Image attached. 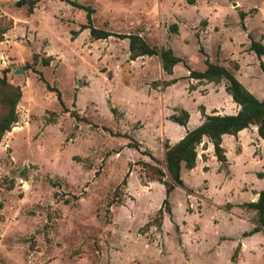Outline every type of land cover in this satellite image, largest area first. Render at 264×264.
Returning a JSON list of instances; mask_svg holds the SVG:
<instances>
[{
	"label": "rangeland",
	"instance_id": "374dc122",
	"mask_svg": "<svg viewBox=\"0 0 264 264\" xmlns=\"http://www.w3.org/2000/svg\"><path fill=\"white\" fill-rule=\"evenodd\" d=\"M73 1L93 9V26L137 33L183 61L168 76L158 55L132 60L127 38L74 35L86 10L65 0H38L31 11L0 0V24L13 21L0 42V75L22 90L17 122L0 142V264H264V231L243 235L255 212L240 204L264 188V159L252 157L244 135L240 160L226 141L231 179L213 153L207 173L183 168L184 186L168 196L164 184L138 177L139 160L154 163L144 152L163 161L164 142L201 123L199 104L234 114L225 91L191 92L204 82L188 76L205 69L200 45L264 97V71L249 48L250 38L264 44V0ZM171 77L178 81L164 86ZM179 107L190 114L185 126L169 119ZM165 198L170 213L158 219Z\"/></svg>",
	"mask_w": 264,
	"mask_h": 264
},
{
	"label": "trees",
	"instance_id": "16d2710c",
	"mask_svg": "<svg viewBox=\"0 0 264 264\" xmlns=\"http://www.w3.org/2000/svg\"><path fill=\"white\" fill-rule=\"evenodd\" d=\"M22 1L28 4V8L31 11L38 0ZM65 1L86 10V23L82 24L78 30L73 31L74 35H77L83 29H89V34L94 40L107 39L112 35H117L120 38H127L129 55L132 60L141 56L158 55L161 67L167 74H172L174 65L183 61L181 57L174 53L171 47L150 45L137 33L114 34L109 30L93 26L90 15L93 11L92 8L79 4L73 0ZM245 15L246 12H239L240 26L244 30L246 29L244 24ZM12 26L13 21L11 19L7 20L5 24H0V42L4 39L3 34ZM171 28L176 31L177 25L173 24ZM196 37L199 38L198 35H196ZM250 39L249 48L255 52L260 60V67L264 71V63L261 59V56L264 54V44L261 40ZM198 51L205 56V69L202 71L189 70V77L200 81H212L215 83L224 81L226 92L231 95L233 101L236 102L240 108L236 114H206L204 107L199 106L203 118L202 122L195 128L187 130L184 136L176 143L170 144L169 141H165L163 144V161L156 159L150 152H144L154 160V163L145 160L138 161L140 165L138 172L140 183L145 185L147 182L158 181L164 184L167 196L175 186H184L183 179L181 178V168L183 166L186 169H192L196 165L197 146L202 142L204 136L212 142L214 155L220 163V168L225 172H228V169L225 149L221 145L223 134L237 135L240 130L255 125L257 127L258 136L264 139V97L260 100L257 99L228 68L219 63L210 61L202 45L199 46ZM52 59L51 55L42 57L41 63L43 65H48ZM33 62H37V54H34ZM234 67L238 69V64L234 63ZM175 81V79L165 81L164 86H168ZM46 87L55 91L57 98L61 100V93L57 88L50 86L47 82ZM21 97V87L11 83L5 72H3L0 75V142L3 135L10 131L12 126L17 122L18 113L16 107ZM169 119L185 126L189 119V113L184 108H180L178 113L171 114ZM130 146L138 149L137 142L130 143ZM202 157L206 159L205 155H202ZM165 176H168L170 180L166 181ZM259 176L264 177V174L260 173ZM126 177L127 175L122 179L121 185L126 184ZM240 206L246 210L255 211L254 222L256 224L250 230L243 232V235L251 236L254 233L264 231V188L258 192L256 200L243 202ZM165 212L170 213L167 198L164 199L163 206L157 210L156 218L162 219ZM237 251L238 248L236 247L232 258L236 256Z\"/></svg>",
	"mask_w": 264,
	"mask_h": 264
},
{
	"label": "crops",
	"instance_id": "0c3cea01",
	"mask_svg": "<svg viewBox=\"0 0 264 264\" xmlns=\"http://www.w3.org/2000/svg\"><path fill=\"white\" fill-rule=\"evenodd\" d=\"M262 56H261V59H262ZM174 68H175V65L173 67L172 74H167L164 70L163 71L168 76H173V74H174ZM238 70H239V68L236 69L235 71H238ZM188 76H189V69H188ZM171 79H177V77H171ZM192 79H194V78H192ZM196 80H198V79H196ZM177 81L178 80H176L174 83H171L172 84V85L170 84L171 86H169V85L168 86L169 87H172ZM198 81H200V80H198ZM220 83H221V85H218ZM196 91L200 94V96H202V95L207 96L210 93L218 94L219 92H223V91L226 92V90H225V82L224 81H221L219 83H215V82H212V81L211 82L204 81V82H201L200 84L196 85L191 90V92H196ZM225 97L228 100L229 106H232V112L234 114H236L238 112L240 106L236 102L233 101L231 95L228 94L227 92H226ZM199 106H203L204 107V111H205L206 114H212V113L222 114V113H220V110H221L220 108L219 109L217 107L212 108V107H208V106H206L204 104H199L198 105V108H199ZM180 108H183V107H179V109ZM200 113H201V111H200ZM201 119H203L202 118V114H201ZM188 120H190V114H189V119ZM189 130H191V129H189ZM186 131L187 130H185V132L180 135V139L184 136V134L186 133ZM243 135L245 137L244 138L245 143L248 146H253L252 147V157L253 156H257L260 160H263L264 159V151H263V148H262L263 147L262 143H264V139H262V138H260L258 136L257 127L255 125H251L248 128H244V129L240 130L237 133V135L223 134L222 135V143H221V145L225 149V155H226V158H227V169H228V172H225L223 169L220 168V163H219V166L217 168V171H222L224 173V179H231L233 177V172L230 169V162H229L230 160L228 158V156H229V149H228V146L226 145V141L227 140H229V141L232 140L234 142L235 157H236L237 160H240L241 155L243 153V149H244L243 148V144H242V140H241V137ZM256 150H258V153L257 154L255 153ZM212 153L214 154L213 144H212V142L209 141V139L206 136H204L202 138V142L197 146L196 165L192 169H188V170H193V169H195L196 167L199 166L202 169V172H206L207 173L210 170V166L208 165V162L212 158ZM202 155H205L206 156V159H204L202 157ZM215 158H216V156H215ZM183 168L184 167L182 166L181 171H182ZM261 169H262V172L264 174V170H263L264 169V164L261 166ZM258 177L259 178H264V177H260V176H258ZM204 180H206V182L208 184V179H204ZM253 191H255V195H254L253 198L256 200L257 197H258V192L259 191H256V190H253ZM251 211H254V210H251Z\"/></svg>",
	"mask_w": 264,
	"mask_h": 264
},
{
	"label": "water",
	"instance_id": "95a60500",
	"mask_svg": "<svg viewBox=\"0 0 264 264\" xmlns=\"http://www.w3.org/2000/svg\"><path fill=\"white\" fill-rule=\"evenodd\" d=\"M16 5L19 6V5H20V2H17ZM17 72H18V73H22V72H24V71H23V68H22V67L18 68ZM21 176H24V173H23V172L21 173Z\"/></svg>",
	"mask_w": 264,
	"mask_h": 264
}]
</instances>
